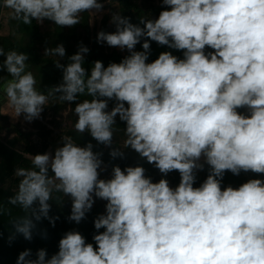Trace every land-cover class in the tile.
I'll return each instance as SVG.
<instances>
[{
    "label": "clouds",
    "instance_id": "clouds-1",
    "mask_svg": "<svg viewBox=\"0 0 264 264\" xmlns=\"http://www.w3.org/2000/svg\"><path fill=\"white\" fill-rule=\"evenodd\" d=\"M162 3L167 9L155 20L141 19L144 27L114 14L116 31L98 33V42L130 52L120 63L105 67L97 60L89 74L84 67L89 49L81 45L66 66L56 61L63 82L46 93L27 70L28 55L0 47L6 57L0 71L11 77L3 92L15 117L24 114L30 122L50 98L74 102L90 96L75 104L77 132L111 146L119 115L126 122L124 147L162 174L178 171L181 177L173 188L166 179L152 182L141 166H115L110 179H101V154L91 143L81 147L63 136L54 154H36L32 168L15 169L18 189L9 203L25 213L11 221L15 233L30 241L34 221L54 224L49 217L54 193L71 198L68 219L76 223L91 210L94 196L106 201V214L94 220L95 229L105 230L93 236L95 244L68 231L50 258L45 249L36 259L25 250L17 264H264V180L221 186L226 171L264 174V0ZM103 6L98 0H0V8L24 25L47 19L73 27L82 13L95 14ZM141 37L182 50L183 59L165 51L147 62V39L144 51L134 50ZM45 54L63 58L66 50L61 44ZM110 100L116 103L108 111ZM202 157L210 173L195 187Z\"/></svg>",
    "mask_w": 264,
    "mask_h": 264
},
{
    "label": "trees",
    "instance_id": "trees-1",
    "mask_svg": "<svg viewBox=\"0 0 264 264\" xmlns=\"http://www.w3.org/2000/svg\"><path fill=\"white\" fill-rule=\"evenodd\" d=\"M110 1L118 4L120 9L119 15L129 18L131 23L140 27H144V25L140 23L141 19H152L147 16V10L141 5V0ZM156 9L161 12L162 10H166L167 7L161 6ZM2 11L3 8H0V21ZM88 17V12L82 13L81 23L69 28H67V26L60 27L55 25L53 31L47 33L41 31L39 23L35 20H33L30 25H24L22 22L10 18L9 26L11 31L7 35L0 34V47L3 48L5 53L10 50L26 53L29 57L27 70L33 73L37 81V89L46 93L50 88L56 87L63 82V70L56 66V61L59 60L61 64L66 66L69 63L68 57L78 52L73 41L77 44L80 43L77 36L78 28L81 27L85 33L89 31ZM48 37L55 39L54 44L57 46L61 44L64 46L66 50L65 57L57 58L44 55L39 51V42ZM146 39L150 43L147 62L154 61L158 58L160 53L165 51L171 52L178 58L183 59L182 50L172 49L167 45H160L147 37H141L140 43L135 46L134 50L144 51L142 44ZM87 48L89 51L84 54V67L89 74L91 67L97 60L101 61L104 66L107 67L110 63H120L126 56L130 55L128 50L124 53L117 49L111 52H101L96 47ZM4 59H6L5 56H0V62ZM10 78L6 70L0 71V109L6 98L2 85ZM56 95L59 96L60 93H56ZM50 99L59 100L58 98ZM85 99L91 100L92 97L81 95L77 97V101L69 103L75 105ZM110 102L112 104L116 103L115 100H110ZM125 106L127 107V105ZM242 110L243 108L238 109L240 113ZM122 128H126V122L122 120L115 122L113 130L114 132L119 131V136L121 138L125 136V132ZM12 129L16 130L14 126H5L0 122V134L4 130L9 132ZM16 132L17 136H13L7 140L2 139L0 136V264H17L19 254L25 250H31L30 259H36V253L40 249H45L47 253L46 258H50L53 254L58 252L59 240L68 231H78L85 237L86 242L95 244L93 236L99 232H103L105 229H95L94 220L98 216L104 214V212H101L100 209L95 214L87 212L85 218L81 220L80 223L70 221L68 219L71 214L69 199L60 193H54L53 200L49 201L51 205L49 217L54 220V224L47 218L34 221L36 227L33 230V238L30 241L26 240L22 235L15 233L11 221L25 214L19 206L9 203V197L13 196L18 189L19 178L14 174L15 169L32 168L33 165L30 156L44 154L49 147V143L46 139L43 140L40 149H36L35 146L28 143L23 145L21 140V137H23L22 132L18 130ZM46 133L49 132L47 131ZM63 136H71L74 142L81 147L91 143L93 145V151L101 154L100 158L102 164H105L112 170L115 166H119L122 170L129 166H141L145 169V176L149 177L154 183L159 182L160 179L168 180L170 186L171 183H174V187H177L180 183L181 177L178 171H172L167 175L162 174L154 164L148 163L146 158L140 157L131 147L125 148L122 142L116 140L118 138L115 134L113 135L111 146L98 143L88 132L81 134L77 132L74 127H67L65 129L61 136L60 146L63 145ZM112 150L122 152L123 156L113 158L110 155ZM199 164L203 165V169L196 170L194 186H196V184H202L210 173V166L207 165L206 162H200ZM249 179L264 180V174L242 171L239 175H234L230 171H226L221 181V186L222 188L227 186L235 188L247 182Z\"/></svg>",
    "mask_w": 264,
    "mask_h": 264
},
{
    "label": "rangeland",
    "instance_id": "rangeland-1",
    "mask_svg": "<svg viewBox=\"0 0 264 264\" xmlns=\"http://www.w3.org/2000/svg\"><path fill=\"white\" fill-rule=\"evenodd\" d=\"M98 2L103 3V9L100 12H95V10H93L95 14L88 13L89 31L87 33H85L81 27L78 28L77 36L80 43L77 44L75 41H73L74 46L77 47L76 50H79V45H83L89 48L96 47L101 52H111L112 50L117 49L120 52L124 53L125 51H127V49L122 50L118 47H111L107 45L106 42L97 41V35L99 32L104 31L106 33H111L116 31V25L111 22L112 16L114 14H120V9L117 3L111 2L110 0H98ZM140 3L147 10V16L152 19H156L160 14V10H157L156 8L166 6L162 3V0H141ZM9 20V10L3 9L0 21V34L7 35L10 33L11 29L9 26ZM39 25L43 33L51 32L55 27L54 22L47 19H45L42 23H39ZM54 42L55 39L51 37L45 38V40L39 42V51L42 54L46 55V49L57 47ZM114 106L115 104H112L109 101L107 110L110 111ZM74 108L75 105H72L69 102H61L56 99H49V103L48 105L43 107V111L41 112L40 117L29 122L25 120L24 114L15 117V112L11 107H9L6 97L0 109V122L5 126H14L16 130L12 129L9 132L4 130L0 134V136L2 139L7 140L8 138L17 136V130L21 131L23 135V137H21L22 144H31L35 146L36 149H40L43 140L46 139L49 143V147L45 153L54 154L55 149L57 147H60L61 136L64 133L65 129L67 127H74L77 121V116L74 112ZM119 121L120 118L119 115H117V117L115 118V122ZM122 129L125 130V128ZM47 131L49 133H46ZM114 134L118 138L116 140L122 142V144L124 145L126 136L121 138L119 136V131L114 132ZM203 160L204 158L202 157L200 161ZM111 177L112 169H110L105 164H102L100 169V178L110 179ZM171 186L174 187L175 184L171 183ZM68 199L69 206L71 207V198L68 197ZM106 203V201L94 196L93 207L90 211H88V213L95 214L100 209L101 212H104V214H106Z\"/></svg>",
    "mask_w": 264,
    "mask_h": 264
},
{
    "label": "built area",
    "instance_id": "built-area-1",
    "mask_svg": "<svg viewBox=\"0 0 264 264\" xmlns=\"http://www.w3.org/2000/svg\"><path fill=\"white\" fill-rule=\"evenodd\" d=\"M210 51H213V50L210 49V48H206V52H210ZM241 113L247 115L248 114V109L247 108H243ZM199 186H200V184H196L195 187H199ZM173 188H175V187H173Z\"/></svg>",
    "mask_w": 264,
    "mask_h": 264
},
{
    "label": "crops",
    "instance_id": "crops-1",
    "mask_svg": "<svg viewBox=\"0 0 264 264\" xmlns=\"http://www.w3.org/2000/svg\"><path fill=\"white\" fill-rule=\"evenodd\" d=\"M200 162H205V160H203V161H199L198 163H200Z\"/></svg>",
    "mask_w": 264,
    "mask_h": 264
}]
</instances>
